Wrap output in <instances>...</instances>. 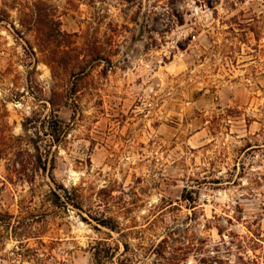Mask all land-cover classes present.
I'll list each match as a JSON object with an SVG mask.
<instances>
[{"label": "rangeland", "instance_id": "obj_1", "mask_svg": "<svg viewBox=\"0 0 264 264\" xmlns=\"http://www.w3.org/2000/svg\"><path fill=\"white\" fill-rule=\"evenodd\" d=\"M100 239L264 264V0H0V264Z\"/></svg>", "mask_w": 264, "mask_h": 264}, {"label": "trees", "instance_id": "obj_2", "mask_svg": "<svg viewBox=\"0 0 264 264\" xmlns=\"http://www.w3.org/2000/svg\"><path fill=\"white\" fill-rule=\"evenodd\" d=\"M45 21V20H44ZM43 20H34V25L39 32H42L44 29L41 25L45 23ZM45 26V25H44ZM47 35V34H46ZM49 36V34H48ZM52 36V35H50ZM50 36L48 38H50ZM61 137L58 135L55 137V140L59 141ZM50 200L53 205L58 207H67L72 206L75 208H80V201L77 195H73L72 190H68L63 185H56L55 188L50 191ZM83 218V217H82ZM96 222L99 225H102L112 231H115L117 228L116 223H114L111 218H95ZM160 243H157L156 246L151 245V248L156 254V257L153 261V264H168L167 257L164 255L162 248H160ZM127 248V245H124V249ZM91 253L93 257L94 264H117L118 261L123 264L121 259L119 258V245H111L107 243V241L100 239L95 241L93 245H91Z\"/></svg>", "mask_w": 264, "mask_h": 264}, {"label": "water", "instance_id": "obj_3", "mask_svg": "<svg viewBox=\"0 0 264 264\" xmlns=\"http://www.w3.org/2000/svg\"><path fill=\"white\" fill-rule=\"evenodd\" d=\"M142 33H143V29H142V26L140 27V35H139V37L142 35Z\"/></svg>", "mask_w": 264, "mask_h": 264}]
</instances>
